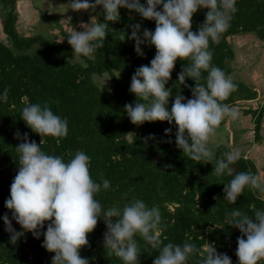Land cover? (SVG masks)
I'll use <instances>...</instances> for the list:
<instances>
[{
    "label": "trees",
    "instance_id": "16d2710c",
    "mask_svg": "<svg viewBox=\"0 0 264 264\" xmlns=\"http://www.w3.org/2000/svg\"><path fill=\"white\" fill-rule=\"evenodd\" d=\"M16 2L0 0V32L6 38L0 39V97L8 88L7 100L0 99V264H51L54 256L42 247V234L35 238L31 232H25L12 244L2 219L7 215L13 228L23 231L12 220L11 211L5 208L4 203L9 198L10 185L18 172L19 153L15 148L24 142L17 139L15 133L19 131L21 136L27 133L28 141H35L38 145L41 140L39 134L21 119V110L27 103L46 104L55 114L67 117V136L42 137L44 143L41 150L48 155L62 156L66 161L70 158L69 154L74 156L77 151L85 152L90 157L89 169L93 180L97 183H102L103 179L111 182L109 190L96 196L104 209L113 206L122 208L133 197L149 207L157 206L162 217L161 239L165 244L188 241L202 247L210 242L218 253L228 255L232 264H237L236 241L241 233L226 225L225 210L240 208L249 216H254L255 210H264V197L258 198L246 187L234 204L224 199L223 187L231 177L215 175L214 168L215 160L232 150L230 146L222 149L216 146L215 150H211L214 155L211 163H197L176 147L174 122L171 125L167 121L134 125L124 111L125 104L137 101V97L129 91L132 75L138 67L150 65L156 51L154 46L141 44L143 55L137 54L135 41L129 38L131 25L140 23L142 33L144 29L154 31L155 21L142 19L134 11L120 8L119 21L108 22L103 46L91 56L75 59L67 43L73 22L77 27L94 23L90 22L93 17L105 22L102 6L98 5L95 10L73 11L68 8L71 0H35L33 7L50 19L51 25L58 26L59 33L65 38L61 41L59 37L41 33H22L17 25ZM89 2L94 3L95 0ZM140 2L144 4L146 0ZM52 5L58 11L62 8L69 13L66 24L59 23V18H56L58 11ZM236 7L238 11L233 16L231 27L222 35L219 45L210 43V50L213 52L212 63L238 85V90L223 103L239 107L242 116L249 115L244 125L238 124V129L244 134L247 131L252 133L251 138L245 139L242 148L238 145L241 158L232 167L234 172L250 169L257 175L258 169L252 159L254 151L249 152V148L262 140L264 99H256L255 108L250 104L244 107V100L254 98L256 91L250 89L245 81L233 77L232 61L236 59V52L230 38L237 35L249 38V44L256 51L254 61L260 59V54L264 52V0H236ZM161 8L158 6L157 10ZM207 11L205 8L197 10L192 18L191 31L198 30ZM124 34L125 39L121 41ZM186 62L176 61L166 85L173 89L169 110L178 88L186 100L191 98L195 82L186 78L188 87L177 83V76ZM104 76L109 79L107 87H102L95 79ZM242 100L244 102L238 105ZM169 128L171 132L166 135L165 129ZM49 222H45L41 233L46 231ZM106 230L101 218L94 231L88 234L89 245L80 250V255L88 258L89 264H123L114 254L107 255L103 245ZM135 239L140 249L139 264H152L159 253L141 238ZM189 264H196L195 258ZM259 264H264V261Z\"/></svg>",
    "mask_w": 264,
    "mask_h": 264
},
{
    "label": "clouds",
    "instance_id": "9594fccd",
    "mask_svg": "<svg viewBox=\"0 0 264 264\" xmlns=\"http://www.w3.org/2000/svg\"><path fill=\"white\" fill-rule=\"evenodd\" d=\"M98 5L102 6L105 22L93 17L90 22L94 23L81 24L83 31L72 28L67 36L74 55L88 57L103 46L108 22L119 21L120 8L134 11L142 19L155 21L154 31L144 29L141 33L140 23L131 25L129 38L135 41L137 54L143 55L141 44L154 46L156 51L150 65L138 67L132 75L129 91L137 101L125 104L124 111L134 125L155 121H167L171 125L174 122L176 147L197 163H211L214 155L208 142L225 119L236 120L240 115L236 107L223 103L238 90V85L212 63L213 52L210 50V43L219 45L222 35L231 27L238 11L236 0H146L144 4L140 0H95L94 3L71 0L68 8L95 10ZM158 6L162 8L157 10ZM200 8L208 11L204 22L193 32L190 30L192 18ZM124 39L125 34L121 41ZM178 59L187 62L177 76V83L188 87L185 84L187 78L194 81L195 86L187 100L176 88L169 110L173 89L166 85ZM7 95L8 88H5L0 99L7 100ZM21 119L39 134L41 140L38 145L28 141L27 133L23 136L19 131L15 133V137L24 142L15 148L19 153L18 172L4 206L23 231H16L7 215L2 218L12 244L25 232H31L35 238L42 234V247L54 253L51 264H89L88 258L81 257L80 250L89 245L88 234L102 218L107 229L103 234L107 255L114 254L123 264H139L140 249L136 237L159 253L152 264H189L193 258L196 264H232L231 258L218 253L210 242L202 247L188 241L165 244L161 239L162 217L157 206L149 207L133 197L122 208L104 209L96 196L109 190L111 182L93 180L90 157L85 152L69 154L66 161L62 156L48 155L41 150L42 137L67 136V117L55 114L46 104L27 103L21 110ZM170 132V128L165 129L166 135ZM240 158L241 151L237 148L215 160V175L231 177L223 187L224 199L231 204L246 187L258 198L264 197V181L259 176L250 169L234 172L232 165ZM224 215L226 225L241 233L236 241L237 264L264 261V210H255L254 216H249L240 208H231L226 209ZM45 222L49 223L46 231L41 233Z\"/></svg>",
    "mask_w": 264,
    "mask_h": 264
},
{
    "label": "rangeland",
    "instance_id": "374dc122",
    "mask_svg": "<svg viewBox=\"0 0 264 264\" xmlns=\"http://www.w3.org/2000/svg\"><path fill=\"white\" fill-rule=\"evenodd\" d=\"M34 3H36L35 0H17L16 2V9L18 12L17 25L20 26L19 28L21 29V32L29 34L41 33L48 37H59V39L65 40L62 34L59 33L58 26L51 25L52 21L41 15L39 11L36 10L35 7H33ZM52 8H54L53 5ZM54 9L58 11L57 8ZM61 9H59V11L56 13V18H59V23L61 22V25H64L66 24V20H68L69 18V13L66 10ZM72 28H74L76 31L84 30L82 27H77L74 22ZM0 39L6 40L2 32H0ZM230 39L232 40V45L236 52V59L232 61L233 77L245 81L250 89L256 91L254 98L244 100L245 102L243 100L239 101L238 105L244 102V107L247 108L248 104H250L252 108H255L258 102L256 101V99H261V101L262 99H264V52L263 54H260V59L255 62V58H253V56L255 55L256 51L254 50L253 46L249 44V38L246 39L240 35H237L233 38L231 37ZM75 59H79V57L75 56ZM95 79L99 81L102 87H107L109 84V79L107 76L96 77ZM259 105L260 104H258V106ZM237 109L240 113L239 107H237ZM245 119H249V115L242 116L241 113L236 120L225 119L217 129L216 135L209 141L210 150H215L216 146H218L219 149H222L226 145H229L232 150L237 149L238 145L240 148H242L245 139H249V137L251 138L250 134H252L247 133L248 131L244 134L240 129H238V124L241 125L242 123L244 125ZM261 120L262 140L259 143H255L254 145H252V147L249 148V152L254 151L252 153L254 155L252 159H254L256 167L258 169L257 176H259L261 180L264 181V113ZM251 122L252 118L250 119V127L252 126ZM246 152L247 150H245V153Z\"/></svg>",
    "mask_w": 264,
    "mask_h": 264
},
{
    "label": "crops",
    "instance_id": "0c3cea01",
    "mask_svg": "<svg viewBox=\"0 0 264 264\" xmlns=\"http://www.w3.org/2000/svg\"><path fill=\"white\" fill-rule=\"evenodd\" d=\"M258 173V172H257Z\"/></svg>",
    "mask_w": 264,
    "mask_h": 264
}]
</instances>
